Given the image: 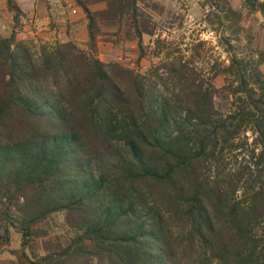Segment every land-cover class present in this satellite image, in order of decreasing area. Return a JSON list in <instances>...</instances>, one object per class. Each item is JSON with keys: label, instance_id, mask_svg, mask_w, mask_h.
<instances>
[{"label": "trees", "instance_id": "obj_1", "mask_svg": "<svg viewBox=\"0 0 264 264\" xmlns=\"http://www.w3.org/2000/svg\"><path fill=\"white\" fill-rule=\"evenodd\" d=\"M73 2L87 51L67 40L35 57L14 29L0 31L4 232L15 227L25 245L61 215L37 264H264V53L231 54L204 78L199 42L191 60L142 74L95 55L108 35L143 57L157 24L138 0ZM243 4L264 16L263 1ZM6 8L16 26V0ZM210 9L220 24L239 17L226 1Z\"/></svg>", "mask_w": 264, "mask_h": 264}, {"label": "rangeland", "instance_id": "obj_2", "mask_svg": "<svg viewBox=\"0 0 264 264\" xmlns=\"http://www.w3.org/2000/svg\"><path fill=\"white\" fill-rule=\"evenodd\" d=\"M225 1L239 13V17L229 16L220 24L217 13L210 9V3L223 4ZM16 2L23 14L19 23L14 26L12 14L6 8V0H0L2 36L8 37L14 29L17 38L28 45L35 57L43 49L67 40H72L80 49L87 51L86 19L81 9L77 15L71 13L72 19L63 20L60 17L64 15L55 14L49 0ZM24 2H27V5H24ZM70 3L76 6L73 0ZM153 3L157 4V11L148 8ZM138 5L157 24L153 35H144L142 38L143 57L136 62L140 52L135 43L121 42L114 45V38L101 35L95 53L100 60L117 61L143 74L151 66L164 63L167 58L180 57L183 61L191 60L192 48L202 42L200 55L193 56V67L207 78L211 74L212 64L227 65L231 54L252 63L260 53H264V16L259 12L249 11L244 7L243 0H138ZM63 7L61 4V10L59 8L58 12L64 10L66 13ZM66 8L69 12L73 9L71 6ZM91 8L101 9L100 6ZM44 17L48 19L44 20ZM156 40L163 42L158 46ZM259 69L264 74V62L260 64ZM160 81H166L165 75L161 74ZM245 136L250 143L253 139L251 133L247 132ZM1 201L3 199L0 198V208ZM43 227L45 234L28 238V242L23 245L18 229L8 225L6 233L0 224V264L39 263L46 252L44 243L51 242L53 246L55 238L63 232L62 216L54 215L48 225Z\"/></svg>", "mask_w": 264, "mask_h": 264}, {"label": "crops", "instance_id": "obj_3", "mask_svg": "<svg viewBox=\"0 0 264 264\" xmlns=\"http://www.w3.org/2000/svg\"><path fill=\"white\" fill-rule=\"evenodd\" d=\"M50 1V4H52V10L54 11V13L55 14H58V15H64V16H62V17H60L61 19H63V20H68V19H72L73 17L72 16H70L71 15V11L72 10H74L75 11V14L77 15V14H79L80 12V8L79 7H77V6H73V3H70L72 0H68L69 2H67V0H63V2L61 3V0H49ZM59 3H60V5H59ZM64 3H67V4H64ZM21 4V3H20ZM24 5H27V2H24L23 3ZM61 4L62 5H64V9H66V13H65V11L64 10H62V11H60V12H58V9L60 8V10H61ZM22 5V4H21ZM66 6L67 7H69V6H71V7H73V9H71V11L69 12V10L66 8ZM82 11V10H81ZM64 13V14H63ZM73 15V14H72ZM46 19H48V17H44V20H46ZM79 19V18H78ZM59 36V35H58Z\"/></svg>", "mask_w": 264, "mask_h": 264}, {"label": "built area", "instance_id": "obj_4", "mask_svg": "<svg viewBox=\"0 0 264 264\" xmlns=\"http://www.w3.org/2000/svg\"><path fill=\"white\" fill-rule=\"evenodd\" d=\"M71 12H72V14H75V11L74 10H72ZM29 22H31V20Z\"/></svg>", "mask_w": 264, "mask_h": 264}]
</instances>
